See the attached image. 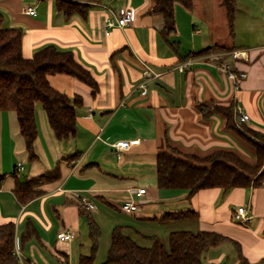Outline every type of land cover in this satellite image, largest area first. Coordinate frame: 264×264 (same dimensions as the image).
<instances>
[{"label": "crops", "instance_id": "obj_1", "mask_svg": "<svg viewBox=\"0 0 264 264\" xmlns=\"http://www.w3.org/2000/svg\"><path fill=\"white\" fill-rule=\"evenodd\" d=\"M81 1L90 5L87 15L75 13L65 19L54 0H0L3 25L22 29L24 57L50 44L62 51L71 50L98 85L93 92L71 75L47 76L55 89L69 97L78 95L81 103L75 107V133L63 141L55 137L44 109L36 105V158L32 161L27 158L15 111H0V174H5L0 185V223H15L14 247L23 254L22 264H70L68 256L81 224L87 232V216L99 225V217H112L117 212L125 219L114 225L127 224L159 237L155 226L166 223L159 217L164 212L184 210L196 211L192 218L196 229L180 230L225 235L239 244L249 264H264V185L226 191L212 187L193 194L185 189H157L154 194L146 191V202L137 212L128 214L120 209L129 189L156 187L155 154L166 143L199 156L229 149L249 162L255 160L253 147L226 128L221 114L205 118L197 105L231 102L233 108L238 106L249 115L247 125L264 131V0H246L250 5L246 9L253 10L249 16L255 17L248 20V30H256L258 36L240 45L233 40L235 31L233 36L229 34L221 0H192L191 10L176 5V32L169 36L177 42L176 49L160 33L162 18L149 11L152 0ZM101 4L111 9L130 6L135 19L105 35L107 11ZM27 8H34L36 15L27 14ZM212 45L232 48L184 57ZM232 51L243 54L234 58ZM143 63L158 75L144 76ZM220 63L246 72L238 91L218 68ZM181 64L182 70L178 69ZM118 140L132 142L120 150L119 158L112 146ZM18 162L23 166L19 172L15 170ZM56 166L58 179L38 186L41 193L26 203L17 201L13 192L16 175L31 178ZM81 198L94 208L84 207ZM238 205L250 207L248 222L239 223L232 217L231 209ZM148 224L155 230H147ZM29 227L33 233L24 237ZM59 231L75 235L70 241H59ZM238 263L230 242L210 247L202 255V264Z\"/></svg>", "mask_w": 264, "mask_h": 264}, {"label": "trees", "instance_id": "obj_2", "mask_svg": "<svg viewBox=\"0 0 264 264\" xmlns=\"http://www.w3.org/2000/svg\"><path fill=\"white\" fill-rule=\"evenodd\" d=\"M57 10L65 19L72 14L86 16L90 8L81 0H54ZM181 5L192 9V0H152L149 11L162 18L160 33L176 49V41L170 35L176 32L174 8ZM224 8L229 34L234 35V20L237 0H221ZM22 29L3 25V14L0 12V111L13 110L16 113L19 132L25 142L27 158H36L34 141L37 136L35 119L36 104L44 109L48 123L60 140H67L75 133V107L81 103L78 95L73 97L55 89L48 81L50 74H68L88 85L96 92L98 85L90 71L74 58L71 50H59L54 45H47L30 57H24L21 50ZM232 47L212 45L196 52L187 53L184 57L207 54L214 50H229ZM198 110L203 117L214 113L221 114L227 129L233 131L242 140L251 145L255 152L254 162H246L235 151L215 149L206 155L185 153L166 143L165 148L155 154L156 187L146 189L154 194L157 189H185L189 194L212 187L226 191L233 187L264 185V131L250 129L254 137L239 129L247 128L245 123H236L233 104L222 105L215 102L200 103ZM239 124V125H238ZM75 156V155H74ZM70 158H75V157ZM59 167L56 166L38 176L19 179L15 176L13 189L17 201L26 203L41 193L36 189L43 183L58 179ZM5 174H0V185ZM195 210L164 212L160 221H178L194 218ZM87 236L89 239L88 254H80L77 264H94L101 229L94 219L86 217ZM145 240L144 246L133 238ZM33 228L24 232V237L31 235ZM15 223H0V264H19L12 254L14 247ZM230 242L236 249L239 263L249 264L242 256L239 244L231 238L214 231L173 230L167 235L165 247L158 236L147 235L127 224H116L112 227L105 259L100 264H202V255L213 246Z\"/></svg>", "mask_w": 264, "mask_h": 264}, {"label": "built area", "instance_id": "obj_3", "mask_svg": "<svg viewBox=\"0 0 264 264\" xmlns=\"http://www.w3.org/2000/svg\"><path fill=\"white\" fill-rule=\"evenodd\" d=\"M101 6L107 11V17L105 20L104 34H109L110 30L113 28H123L124 26L132 24L135 19V11L130 6H122L117 9H111L106 5ZM25 12L29 15H36L34 8H27ZM243 52L241 51H232L231 55L234 58L241 57ZM184 64L178 66V69L182 70ZM218 68L223 71L229 81L232 83L233 89L238 91L240 87V81L246 77V72L244 70H234L230 68L227 63L218 64ZM143 74L146 77H156L158 74L155 73L147 64L143 63ZM145 92V85H142V93ZM234 119L236 123H247L249 121V115L242 111L238 106L233 108ZM132 142L129 140H118L112 143V146L116 149V156L120 157V150L127 149L131 146ZM23 169L22 163L18 162L16 164L15 170L17 172ZM146 194L145 187L131 188L128 191V196L124 198L120 203V209L128 214L137 212L141 205L146 202V199H143V196ZM81 202L84 207L91 209L94 208V205L88 200L81 198ZM232 217L235 221L239 223H246L252 217V212L249 206L247 205H238L234 206L231 209ZM75 233L73 231H59L56 233V238L59 241H70L74 237ZM12 254L19 261L20 264L24 261L23 254L21 253L18 247H14Z\"/></svg>", "mask_w": 264, "mask_h": 264}, {"label": "rangeland", "instance_id": "obj_4", "mask_svg": "<svg viewBox=\"0 0 264 264\" xmlns=\"http://www.w3.org/2000/svg\"><path fill=\"white\" fill-rule=\"evenodd\" d=\"M254 1V0H253ZM252 1V2H253ZM248 2L246 0H238L237 7H236V28H235V36L233 38L236 45L240 44H246L247 42H251L255 39V37L258 36V33L255 32L256 30H253L251 32L248 30V20L249 19H255V17L249 16L250 10L246 9V7H249L250 5H247ZM253 8H255V5H252ZM177 8V7H176ZM259 8V5L257 6ZM154 17H157V15H154ZM258 41V39H256ZM36 105L41 106L40 103H37ZM239 125V124H238ZM247 128H244L242 126H238L239 129H241L243 132L247 133L251 137H254V135L251 133L250 129H253L247 123H245ZM255 138V137H254ZM117 157V156H115ZM243 159V158H242ZM245 160V159H244ZM246 162H249L245 160ZM254 162V161H253ZM252 163V162H250ZM100 206L99 203L96 204L98 207ZM98 211H102L98 208ZM94 213V211L92 212ZM125 218H123L122 214L113 212L112 217L103 215L102 217H99V227L101 229V236L98 243V248L95 254L94 264H100L106 256V247L110 235V230L112 226L120 221H123ZM154 225L148 224L147 230H155L153 229ZM157 230L155 232L158 233L160 242L166 247L167 246V233L170 230L175 229H196V220L192 218H186L178 221H169L165 224H157L155 226ZM78 234H76V238L73 241L72 251L69 254V262L70 264H77L78 257L80 254H88L89 252V245H88V238H87V232L86 227L84 224H81L79 227ZM128 234H130L133 238L137 240V242L141 245L147 246L149 243L145 240L140 239L139 237H136L134 234L127 231Z\"/></svg>", "mask_w": 264, "mask_h": 264}]
</instances>
